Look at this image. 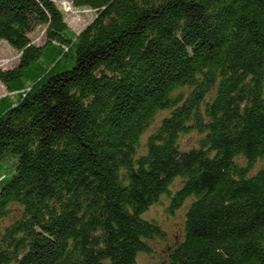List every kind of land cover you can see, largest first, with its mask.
Segmentation results:
<instances>
[{
    "label": "trees",
    "instance_id": "trees-1",
    "mask_svg": "<svg viewBox=\"0 0 264 264\" xmlns=\"http://www.w3.org/2000/svg\"><path fill=\"white\" fill-rule=\"evenodd\" d=\"M1 41L0 264H137L163 196L164 264H264V0H0Z\"/></svg>",
    "mask_w": 264,
    "mask_h": 264
},
{
    "label": "rangeland",
    "instance_id": "rangeland-1",
    "mask_svg": "<svg viewBox=\"0 0 264 264\" xmlns=\"http://www.w3.org/2000/svg\"><path fill=\"white\" fill-rule=\"evenodd\" d=\"M65 9L66 19L71 28L75 31L81 30L88 22H90L95 16L93 10L88 8H77L72 5H68L65 1L60 2ZM42 30L38 29L32 37L35 41H39V37L42 36ZM19 59L18 50L9 45L6 41L0 42V67L3 69L12 68L17 65ZM44 60L42 59L40 61ZM73 65V60L67 59L63 68ZM8 93L7 88L0 82V97ZM157 125V124H156ZM152 126L144 136L143 144L145 143L146 136L155 128ZM199 135L196 133L187 134L183 137L182 143L184 147H190L197 144ZM6 166L8 164H5ZM264 166V158L256 161L251 168L250 173L254 174L259 168ZM6 173V170L1 167L0 175ZM170 205V198L168 196L161 197L159 203L153 205L151 209L146 213L149 218L156 219L162 229L164 230V236L152 241V252L150 254H144L139 256L137 264H164L169 247L179 243L184 235L186 206L176 209L173 213L167 210Z\"/></svg>",
    "mask_w": 264,
    "mask_h": 264
},
{
    "label": "water",
    "instance_id": "water-1",
    "mask_svg": "<svg viewBox=\"0 0 264 264\" xmlns=\"http://www.w3.org/2000/svg\"><path fill=\"white\" fill-rule=\"evenodd\" d=\"M66 4H68V2H66Z\"/></svg>",
    "mask_w": 264,
    "mask_h": 264
}]
</instances>
